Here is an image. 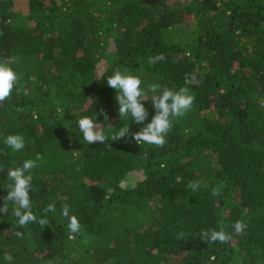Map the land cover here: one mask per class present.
Segmentation results:
<instances>
[{
	"label": "trees",
	"instance_id": "trees-1",
	"mask_svg": "<svg viewBox=\"0 0 264 264\" xmlns=\"http://www.w3.org/2000/svg\"><path fill=\"white\" fill-rule=\"evenodd\" d=\"M0 62L19 75L0 103V206L7 168L37 157L33 211L56 205L50 226L19 228L9 203L0 264L5 253L11 264H264V0H0ZM117 71L145 89L191 79L195 103L163 147L83 140L85 116L111 136L156 114L147 100L143 124L120 118L106 81ZM17 134L25 147L13 152L5 139ZM221 228L227 243L200 237Z\"/></svg>",
	"mask_w": 264,
	"mask_h": 264
},
{
	"label": "clouds",
	"instance_id": "clouds-1",
	"mask_svg": "<svg viewBox=\"0 0 264 264\" xmlns=\"http://www.w3.org/2000/svg\"><path fill=\"white\" fill-rule=\"evenodd\" d=\"M163 54H159L154 58V62L165 60ZM19 80L18 73L8 64L0 62V103L10 98L13 89L16 87ZM107 85L117 90L116 101L118 104V113L122 120L129 115L137 124H143L149 116L148 109L143 101L151 100L156 114L151 121L145 124L139 131L130 132V126L124 124L118 130L113 126L111 136L107 135L102 127V124L97 123L95 119L83 117L78 121L79 131L83 134V140L88 144L100 142L111 149V143L108 141H119L125 136L129 141L134 140L137 144H150L158 147H163L166 144L167 134L174 126L177 118L183 117L193 107L195 96L191 94L190 88L187 85L191 84V79L186 75L185 86L179 88L178 91L168 87L160 88L159 85L153 84L147 89L142 88V79L138 75H133L130 72L117 71L114 75L107 78ZM149 93H152L149 96ZM260 106L264 108V102ZM104 120L109 119L107 112H103ZM5 144L12 149L13 152H19L25 147V141L21 135H9L5 139ZM39 158L37 157V160ZM37 160H25L20 167L7 168V181L4 186L7 189V195L3 197L4 203L0 206V213L8 214L9 203L12 204V214L18 218L19 228H24L28 224L38 223L41 227L50 226L48 213H55V203H49L43 209V215L38 216L34 213V204L30 193L33 189V170L38 167ZM4 169L0 168V171ZM202 186V182H190L188 187L193 192L197 191ZM206 186V185H205ZM212 194L219 196L220 188H213ZM62 215L68 220L67 228L70 233H79L82 225L75 215H70V209L65 205L62 209ZM237 233L243 232L247 225L242 221H236L233 225ZM16 236L22 237L21 231H16ZM184 233L177 234L178 240H184ZM201 239L205 243H227L231 240V236L227 234L223 228L217 231L215 229L202 230L200 233ZM13 256L5 253L4 261L6 264H11Z\"/></svg>",
	"mask_w": 264,
	"mask_h": 264
},
{
	"label": "rangeland",
	"instance_id": "rangeland-1",
	"mask_svg": "<svg viewBox=\"0 0 264 264\" xmlns=\"http://www.w3.org/2000/svg\"><path fill=\"white\" fill-rule=\"evenodd\" d=\"M20 2H25V0H20Z\"/></svg>",
	"mask_w": 264,
	"mask_h": 264
}]
</instances>
